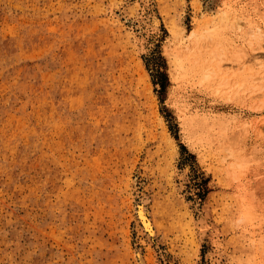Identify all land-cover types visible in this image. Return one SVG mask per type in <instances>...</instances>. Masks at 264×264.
Masks as SVG:
<instances>
[{
	"label": "rangeland",
	"instance_id": "obj_1",
	"mask_svg": "<svg viewBox=\"0 0 264 264\" xmlns=\"http://www.w3.org/2000/svg\"><path fill=\"white\" fill-rule=\"evenodd\" d=\"M256 60L264 0H0V264H264Z\"/></svg>",
	"mask_w": 264,
	"mask_h": 264
},
{
	"label": "bare ground",
	"instance_id": "obj_2",
	"mask_svg": "<svg viewBox=\"0 0 264 264\" xmlns=\"http://www.w3.org/2000/svg\"><path fill=\"white\" fill-rule=\"evenodd\" d=\"M256 63H257V65H261L260 67L264 66V60L257 61ZM141 199H142L141 202H139V203L137 202L138 204L135 207V211H136V215H137V217L139 219V222H140V224H141V226L143 228L144 235L147 237V239L151 243V242L154 241V237H156L157 232H156V227H155L154 221L152 219L151 210H150V207H149L150 198H148L146 196V197L141 198ZM155 246H156V244H155ZM156 250H158L160 255L164 258L163 252H161L159 248H157ZM144 257L145 256H142L141 253H139V252L136 253V258H138L139 264H147V262L145 261Z\"/></svg>",
	"mask_w": 264,
	"mask_h": 264
}]
</instances>
